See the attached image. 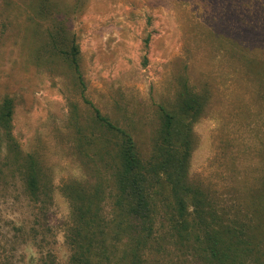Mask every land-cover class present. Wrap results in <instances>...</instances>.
I'll return each mask as SVG.
<instances>
[{
	"label": "rangeland",
	"instance_id": "374dc122",
	"mask_svg": "<svg viewBox=\"0 0 264 264\" xmlns=\"http://www.w3.org/2000/svg\"><path fill=\"white\" fill-rule=\"evenodd\" d=\"M239 1L0 0V106L10 99L12 107L9 127L0 126V264H38L48 249L56 264L69 263L64 186L95 178L108 185L110 170L99 156L119 145L86 101L132 134L146 163L158 140L160 106L175 109L186 87L209 91L192 125L189 181L225 215L251 216L242 197L263 174L264 114L237 80L240 66L224 36L259 11L254 0L237 9ZM13 150L32 154L42 167L44 209L30 200Z\"/></svg>",
	"mask_w": 264,
	"mask_h": 264
},
{
	"label": "trees",
	"instance_id": "16d2710c",
	"mask_svg": "<svg viewBox=\"0 0 264 264\" xmlns=\"http://www.w3.org/2000/svg\"><path fill=\"white\" fill-rule=\"evenodd\" d=\"M254 2L259 11L255 20L240 25L234 36H223L240 66L235 70L237 80L250 90V102L262 105L255 112L264 114V53L255 52L264 49V0ZM246 3L239 1L237 9ZM72 51V61L79 70L74 45ZM210 97L207 90L200 93L186 87L175 109L160 106L158 140L146 163L138 155L132 134L86 101L93 106L95 121L117 136L119 145L114 150L107 147L99 156L101 165L110 170L108 185L95 178L64 186L71 203L66 231L68 264H264V170L259 180L251 182L249 194L242 197L244 210L248 208L251 216L242 211L233 215L218 211L210 203L209 193L188 178L192 125ZM11 109L10 99H5L0 106V126L4 129L10 125ZM83 149V155L90 159ZM11 152L30 200L44 209L42 194L48 189L41 181L42 167L32 154ZM91 170L101 174L97 166ZM108 200L110 209L106 210ZM157 217L160 225H156ZM46 228L51 229L49 225ZM53 253L52 249L43 251L38 264H56Z\"/></svg>",
	"mask_w": 264,
	"mask_h": 264
}]
</instances>
